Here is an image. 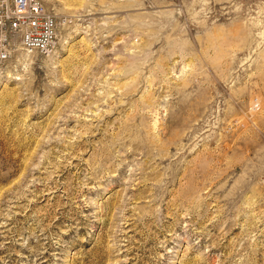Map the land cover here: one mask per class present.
I'll return each mask as SVG.
<instances>
[{
	"label": "rangeland",
	"instance_id": "374dc122",
	"mask_svg": "<svg viewBox=\"0 0 264 264\" xmlns=\"http://www.w3.org/2000/svg\"><path fill=\"white\" fill-rule=\"evenodd\" d=\"M0 61V264H264V0H45Z\"/></svg>",
	"mask_w": 264,
	"mask_h": 264
},
{
	"label": "built area",
	"instance_id": "2783aa9c",
	"mask_svg": "<svg viewBox=\"0 0 264 264\" xmlns=\"http://www.w3.org/2000/svg\"><path fill=\"white\" fill-rule=\"evenodd\" d=\"M66 20L45 0H0V61L19 49L46 56L58 44Z\"/></svg>",
	"mask_w": 264,
	"mask_h": 264
},
{
	"label": "bare ground",
	"instance_id": "6f19581e",
	"mask_svg": "<svg viewBox=\"0 0 264 264\" xmlns=\"http://www.w3.org/2000/svg\"><path fill=\"white\" fill-rule=\"evenodd\" d=\"M54 52V51H53ZM50 54H52V53H49V54H47V55H50Z\"/></svg>",
	"mask_w": 264,
	"mask_h": 264
}]
</instances>
